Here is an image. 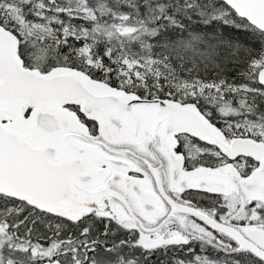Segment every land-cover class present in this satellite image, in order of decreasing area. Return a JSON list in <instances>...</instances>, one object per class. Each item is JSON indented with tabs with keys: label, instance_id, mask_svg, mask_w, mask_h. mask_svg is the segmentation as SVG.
I'll use <instances>...</instances> for the list:
<instances>
[{
	"label": "snow or ice",
	"instance_id": "1",
	"mask_svg": "<svg viewBox=\"0 0 264 264\" xmlns=\"http://www.w3.org/2000/svg\"><path fill=\"white\" fill-rule=\"evenodd\" d=\"M0 264H264V0H0Z\"/></svg>",
	"mask_w": 264,
	"mask_h": 264
}]
</instances>
